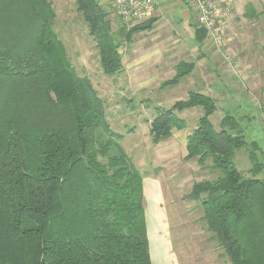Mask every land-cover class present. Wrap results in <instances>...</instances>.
<instances>
[{
  "label": "trees",
  "instance_id": "16d2710c",
  "mask_svg": "<svg viewBox=\"0 0 264 264\" xmlns=\"http://www.w3.org/2000/svg\"><path fill=\"white\" fill-rule=\"evenodd\" d=\"M75 4L102 72L115 76L122 41L150 29L153 19L114 33L98 0ZM244 17H256L251 6ZM55 19L48 0H0V264H152L144 178L119 146L90 81L71 66ZM205 32L196 29L197 42ZM188 73L179 69L160 88ZM192 108L202 115L187 135L184 159L199 166L210 160L219 176L194 184L189 197L200 203L228 264H264V179L255 178L263 166L251 159L245 179L233 164L246 147L235 118L226 114L216 131L215 102L191 92L155 109L151 143L185 130L176 113Z\"/></svg>",
  "mask_w": 264,
  "mask_h": 264
},
{
  "label": "rangeland",
  "instance_id": "374dc122",
  "mask_svg": "<svg viewBox=\"0 0 264 264\" xmlns=\"http://www.w3.org/2000/svg\"><path fill=\"white\" fill-rule=\"evenodd\" d=\"M48 1L56 15L54 31L66 49L71 66L79 77L90 81L103 102L111 131L121 136L119 146L144 178L145 219L152 263L228 264L207 229L200 203L189 197L194 184L213 181L219 176L212 170L210 160L199 166L195 159H184L186 152L181 143L195 128L196 114L191 113L193 111L182 114L188 122L185 130L176 135L172 130V139L170 137L158 145H152L149 128L156 108L168 109L190 92L212 95L217 109L210 121L215 130L219 131L218 124L228 114L235 118L238 132L246 142L245 148L234 153L233 164L243 178L248 179L252 177V159L263 166L255 178L264 179V0H228L233 13L221 28L223 40L226 42L231 38L223 51L230 67L221 63V57L210 52L218 61L211 59L216 70L206 71L203 85L192 77L174 88L162 90L159 85L169 78V71L159 74L155 84L141 86L136 70H125L130 48L126 45L120 48L125 68L113 77L106 76L99 66L95 43L76 12L75 0ZM101 5L108 14L112 31L116 33L124 24L112 16L107 2ZM248 6L252 7L256 17H244ZM233 70L237 75L232 73ZM225 90L230 95L227 102ZM196 110L202 114L201 108ZM106 140L105 135L98 137L99 142ZM250 143H254L257 149ZM109 154H115V150L111 148ZM168 241L171 252L168 251Z\"/></svg>",
  "mask_w": 264,
  "mask_h": 264
},
{
  "label": "crops",
  "instance_id": "0c3cea01",
  "mask_svg": "<svg viewBox=\"0 0 264 264\" xmlns=\"http://www.w3.org/2000/svg\"><path fill=\"white\" fill-rule=\"evenodd\" d=\"M152 1L154 7L151 17L149 19H153V22L150 29L143 32L135 33L131 37L130 41H122L121 43L120 48L122 47V45L130 47L128 53L129 59L126 61L127 66L125 68L121 60V71L123 70V68H125V70L127 68L136 70L138 78L140 77L138 83L140 82L141 86L150 83L155 84L160 75H163L165 71H169V78H166V80L161 82L159 85V89H161L160 86L164 82L174 78L179 69L185 70V68L186 71L189 73L182 78L178 85L184 79H190L192 77H196V82H199V84L203 85L206 82V71H215L216 64L213 61H218L217 59L214 60L212 58L210 52H214L216 56L221 57L220 60L222 64L229 66L226 62L227 59L223 56V51L224 48L228 46V42L231 41V38L227 39L226 42L224 41L225 47L222 50L217 49V47L210 40L206 32L205 39L200 43L197 42L195 33L197 29L195 25V8L191 4L190 0ZM98 2L100 5L102 3L107 2L108 9L110 10L112 16H114L111 10L110 0H98ZM149 19H145L142 22L128 25L127 27L125 25L124 26L126 27V30H128L129 28L146 22ZM230 22L231 20L228 23L230 24ZM122 27L123 25L118 30H120ZM120 48L118 50V53L121 57ZM226 70L228 71V74H230L229 70ZM137 71L143 74L140 76ZM136 73L134 74L135 76ZM232 73L234 75H237L234 70ZM143 81L145 82L143 83ZM224 93L227 96L225 100V102H227L230 95L227 90H225ZM188 94L189 93H187V95ZM203 95L208 96L204 92ZM186 97L183 99L176 100L170 107H172L176 102L186 99ZM208 97H210L216 104V101L213 99L212 95ZM184 111L176 113V115L180 120L185 122L186 127L188 122L184 117H182V114L184 115L185 113H190L191 111H193L191 113L196 114L195 116L197 119L202 115L200 114L201 112L196 110V108L187 109ZM181 132H183V130L176 131L175 135ZM173 135L174 134L172 132L170 139H172ZM186 138L187 136L184 137V142L181 143L184 148L186 145ZM169 250L171 252L168 241V251ZM150 258L152 263L151 253Z\"/></svg>",
  "mask_w": 264,
  "mask_h": 264
},
{
  "label": "built area",
  "instance_id": "2783aa9c",
  "mask_svg": "<svg viewBox=\"0 0 264 264\" xmlns=\"http://www.w3.org/2000/svg\"><path fill=\"white\" fill-rule=\"evenodd\" d=\"M195 8V25L204 29L217 47H225L221 26L232 16L233 8L228 0H190ZM113 15L125 26L149 19L153 12L152 0H110Z\"/></svg>",
  "mask_w": 264,
  "mask_h": 264
}]
</instances>
